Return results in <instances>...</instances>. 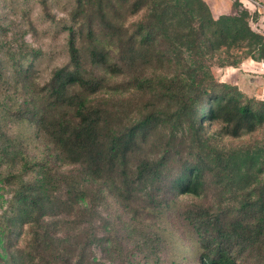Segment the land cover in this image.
I'll return each mask as SVG.
<instances>
[{
    "label": "trees",
    "instance_id": "trees-1",
    "mask_svg": "<svg viewBox=\"0 0 264 264\" xmlns=\"http://www.w3.org/2000/svg\"><path fill=\"white\" fill-rule=\"evenodd\" d=\"M162 1L77 0L75 19L83 16L84 21L78 28L68 26L69 61L55 67L43 82L33 77L36 49L28 66L20 62L15 67L14 77L22 84L24 96L7 120L31 127L44 146L40 156L32 157L37 161L32 164L25 159L22 169L36 165L46 169L57 162L77 166L81 181L97 197L110 194L125 212L133 209L143 183L153 181L152 202L156 196L166 204L182 195L191 198L183 205L182 216L197 246L192 261L264 264V176L251 190L243 189L235 179L229 152L221 149L210 157L197 153L193 159L183 157L181 148L169 147L156 157L143 155V143L163 119L146 111L138 120L117 127L109 117L106 103L134 90L175 99L192 110L183 122L195 130L219 123L224 134L240 137L264 126V100L244 99L208 76L197 78L192 91L185 93L179 77L161 70L172 59L156 43L162 33L156 28L160 16L151 13L149 20L143 16L129 25L125 20ZM188 2L169 0L184 10ZM221 33L227 35V31ZM7 78L0 69V80L11 81ZM175 155L181 157L172 163ZM259 172L264 174V157ZM36 185L35 181L22 183L10 220L32 228L40 223L46 226L45 198L30 191ZM14 231L16 236L11 231L8 240L19 244L21 264L27 259L29 264H80L85 258L80 253L74 259L69 251L58 248L47 253L37 235L40 232L27 240L30 231L19 227ZM26 242L30 245H23ZM12 259L16 264L15 256Z\"/></svg>",
    "mask_w": 264,
    "mask_h": 264
},
{
    "label": "rangeland",
    "instance_id": "rangeland-1",
    "mask_svg": "<svg viewBox=\"0 0 264 264\" xmlns=\"http://www.w3.org/2000/svg\"><path fill=\"white\" fill-rule=\"evenodd\" d=\"M77 10V0H0V69L11 80H0V264H12L13 256L21 264L19 244L8 240L18 227L30 231L27 240L40 232L47 253L58 248L74 259L84 254L80 264H197L190 258L197 246L182 216L190 197L182 195L166 204L156 196L152 202L153 181L148 180L133 203L136 214L133 209L125 212L110 194L97 197L81 181L77 166L57 162L46 169L39 165L22 169L25 159L37 161L32 157L40 156L44 146L31 127L7 120L24 96L14 69L20 62L28 66L33 49L38 51L33 77L39 82L67 63L68 26L78 28L84 21L83 16L75 19ZM151 13L161 18L156 43L172 59L161 70L179 77L185 93L192 91L197 78L208 76L244 99L264 100V0H189L185 10L163 0L158 7L128 17L125 25L143 16L149 20ZM221 30L227 35L223 37ZM106 106L117 127L138 120L146 111L163 119L143 143V155L156 157L169 147L181 148L183 157L193 159L197 153L210 157L221 149L229 152L243 189L251 190L264 176L259 172L264 126L240 137L224 134L219 123L195 130L183 122L192 110L175 99L134 90L116 95ZM180 157L173 156L172 163ZM27 181L37 182L36 190L30 191L45 198V227L40 223L32 228L9 218ZM29 263L27 259L25 264Z\"/></svg>",
    "mask_w": 264,
    "mask_h": 264
}]
</instances>
